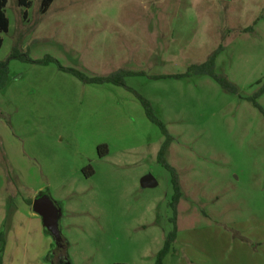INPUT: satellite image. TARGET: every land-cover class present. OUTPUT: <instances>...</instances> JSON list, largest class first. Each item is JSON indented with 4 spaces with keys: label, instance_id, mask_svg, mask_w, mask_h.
I'll use <instances>...</instances> for the list:
<instances>
[{
    "label": "rangeland",
    "instance_id": "obj_1",
    "mask_svg": "<svg viewBox=\"0 0 264 264\" xmlns=\"http://www.w3.org/2000/svg\"><path fill=\"white\" fill-rule=\"evenodd\" d=\"M41 5L32 0L25 17L7 0L0 61L16 47L88 77L146 75L125 82L172 136L166 160L182 192L164 264H264V116L250 101L264 86V0H54L44 14ZM220 47L216 73L235 94L208 76L153 78L184 74ZM163 142L124 88L10 60L0 92L3 264L58 254L27 203L41 193L61 208L70 264H155L174 227ZM147 175L156 187H141Z\"/></svg>",
    "mask_w": 264,
    "mask_h": 264
},
{
    "label": "trees",
    "instance_id": "obj_2",
    "mask_svg": "<svg viewBox=\"0 0 264 264\" xmlns=\"http://www.w3.org/2000/svg\"><path fill=\"white\" fill-rule=\"evenodd\" d=\"M54 2V0H42L41 5V12L42 14L46 13L51 4ZM17 4L20 8L25 9L24 16L27 17L28 10L32 6V0H17ZM6 6H7V0H0V35L1 34H7L9 32L10 28V21L6 16ZM3 45V40L0 37V48ZM223 52V48L220 47L218 50L214 51L203 64H195L191 65L186 73L184 74H177V75H170V76H160V77H153L155 79H181L186 78L189 76H208L211 79H213L226 93L235 94L238 92L237 87L229 81V79L221 74L216 73V61L220 54ZM10 60H19L23 62H32L42 65H48V64H55L58 69L64 73H68L75 78H77L79 81H81L84 84H112L115 86H119L124 88L125 90L131 92L134 94V96L139 100L141 103L145 114L147 118L152 122L154 125H156L164 137V142L158 152L157 155V162L166 169L171 176V184L173 188V195L171 198V202L169 204L170 209L173 212V223L174 227L172 232L168 235L167 239L165 240L163 249L158 253L155 264H164V259L168 256L171 249L172 242L176 239L177 236V225H176V216H177V209L179 206V203L182 198V192L181 187L179 183V177L176 172V170L167 162L166 160V153L168 148L170 147L171 143L173 142V138L170 135L168 129L166 128L165 124L157 117L155 110L153 109L151 103L142 97L140 94H138L135 90L128 87L125 82L126 76H143L146 75L144 73H132V72H126L124 70L117 71L109 76L104 77H88L82 72L72 69V68H65L62 65L59 64V62L52 58L47 57L42 61H32L28 55H21L18 52V49L16 47L13 48V51L6 61H0V92L5 89L8 79H9V63ZM264 95V86L260 88L255 95L250 98V101L252 102L254 108H256L263 116H264V109L259 105L258 99ZM102 147H99V153L100 149ZM100 156L103 157L100 153ZM89 172V175L93 174V171L89 167L87 169ZM45 194V193H44ZM43 193H41L38 197L42 196ZM29 206H32L33 201H27ZM44 232L47 234V232L44 230ZM48 235V234H47ZM6 247V234L5 232L0 233V264H3V255L5 252ZM67 264H70V261L67 258Z\"/></svg>",
    "mask_w": 264,
    "mask_h": 264
},
{
    "label": "water",
    "instance_id": "obj_3",
    "mask_svg": "<svg viewBox=\"0 0 264 264\" xmlns=\"http://www.w3.org/2000/svg\"><path fill=\"white\" fill-rule=\"evenodd\" d=\"M157 182L150 175L145 176L141 180L142 188L156 187ZM33 212L42 220L43 229L47 232L55 243L57 252L65 253L66 241L61 233L60 219L62 211L57 202H55L49 194H43L37 197L32 203Z\"/></svg>",
    "mask_w": 264,
    "mask_h": 264
},
{
    "label": "flooded vegetation",
    "instance_id": "obj_4",
    "mask_svg": "<svg viewBox=\"0 0 264 264\" xmlns=\"http://www.w3.org/2000/svg\"><path fill=\"white\" fill-rule=\"evenodd\" d=\"M58 254L53 255L49 258L51 264H67V256L65 253L57 252Z\"/></svg>",
    "mask_w": 264,
    "mask_h": 264
}]
</instances>
